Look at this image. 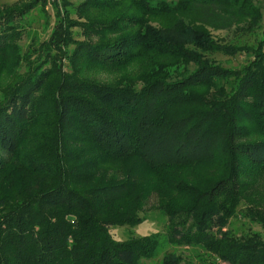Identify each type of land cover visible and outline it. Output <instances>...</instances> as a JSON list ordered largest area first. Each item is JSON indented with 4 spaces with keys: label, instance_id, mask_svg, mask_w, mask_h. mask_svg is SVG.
<instances>
[{
    "label": "trees",
    "instance_id": "16d2710c",
    "mask_svg": "<svg viewBox=\"0 0 264 264\" xmlns=\"http://www.w3.org/2000/svg\"><path fill=\"white\" fill-rule=\"evenodd\" d=\"M70 5L0 3V264H145L158 238L110 228L152 197L168 242L199 250L159 264H264L262 235L230 228L264 229V0Z\"/></svg>",
    "mask_w": 264,
    "mask_h": 264
},
{
    "label": "rangeland",
    "instance_id": "374dc122",
    "mask_svg": "<svg viewBox=\"0 0 264 264\" xmlns=\"http://www.w3.org/2000/svg\"><path fill=\"white\" fill-rule=\"evenodd\" d=\"M17 0H0L2 4H13ZM49 1V0H48ZM55 0H51V3H54ZM70 2V7L68 8L70 15L72 18H77V10L76 7L83 0H68ZM46 12L42 10H37L30 14L27 19V22L30 25L28 28L24 39L20 42V46L23 50L28 49L31 44L32 39L39 44L40 42L47 40L51 33L54 30V26L58 21L59 17L57 16V10L53 5L48 4L46 7ZM74 33L76 37L80 38V30L74 29ZM221 32L220 36L223 35ZM213 58L226 65L237 67L239 64H242L244 61V57L238 56L235 58L227 57L221 54H217L213 56ZM24 71V66L20 68V72ZM157 198L152 197L145 207V211L142 213L143 221L140 224H136L135 226H115L110 228V232L113 238L117 241H127L129 239H136L144 236H155L159 240V248L157 249L155 257L146 261L145 264H159L165 254L174 253L176 255H184L187 259L194 262L196 259V254L198 253L197 248L191 247H178L170 244L167 238V226H168V218L157 209ZM231 227L238 235L246 234L249 231L253 230L259 232L264 238V229L258 224H250L247 220L241 218H234L231 223Z\"/></svg>",
    "mask_w": 264,
    "mask_h": 264
}]
</instances>
